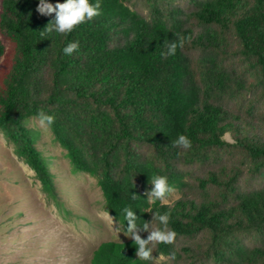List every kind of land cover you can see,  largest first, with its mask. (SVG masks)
<instances>
[{
	"label": "trees",
	"instance_id": "1",
	"mask_svg": "<svg viewBox=\"0 0 264 264\" xmlns=\"http://www.w3.org/2000/svg\"><path fill=\"white\" fill-rule=\"evenodd\" d=\"M128 1L101 0L102 14L71 33L41 35L54 13H38L39 0H2L0 64L5 41L11 62L0 71V132L64 210L31 125L41 110L54 115L47 128L72 173L96 179L122 229L125 207L138 225L170 212L177 238L152 255L175 259L161 264H264V0H189L190 12L147 0L148 15ZM177 33L184 46L162 55ZM75 41L79 50L65 55ZM226 132L234 144L221 139ZM181 134L190 149L173 146ZM153 175L183 196L149 205ZM136 251L133 240L106 241L90 264H152Z\"/></svg>",
	"mask_w": 264,
	"mask_h": 264
},
{
	"label": "rangeland",
	"instance_id": "2",
	"mask_svg": "<svg viewBox=\"0 0 264 264\" xmlns=\"http://www.w3.org/2000/svg\"><path fill=\"white\" fill-rule=\"evenodd\" d=\"M171 2L187 12L192 9L189 0ZM128 5L148 15L147 0H129ZM5 43L7 54L0 71L11 62L10 45ZM31 125L41 131L39 146L52 158L51 168L64 210L45 196L33 171L15 155L13 146L0 132V264H90L101 243L132 240L122 231L118 239L114 229L120 225L110 214L114 223L109 220L96 179L84 173L73 174L65 151L53 141L49 129L41 127L36 119ZM196 173L203 174L200 170ZM244 181L253 182L249 176ZM245 241L251 244L250 238Z\"/></svg>",
	"mask_w": 264,
	"mask_h": 264
},
{
	"label": "clouds",
	"instance_id": "3",
	"mask_svg": "<svg viewBox=\"0 0 264 264\" xmlns=\"http://www.w3.org/2000/svg\"><path fill=\"white\" fill-rule=\"evenodd\" d=\"M101 0H95L92 3L91 0H64V2L52 4L47 3L45 0H39L36 11L41 15L55 14L54 20L49 21L41 35L46 33L55 32L57 34H68L74 31L79 25L92 20L102 14ZM176 39L172 42H165L167 52L162 53L165 56L175 55L178 47H183L185 43V37L181 34H175ZM79 50V42H71L63 48V53L67 56H71L73 53ZM38 123L41 127H50L55 122V116L46 113L41 110L38 113ZM222 140L227 139L231 143L236 141L231 138V133L226 132L221 137ZM173 146L180 147L182 149H190L192 143L186 135H179L176 140L172 142ZM149 182L153 185L151 191L147 192V202L149 205H156L157 202L161 206H170L174 200H179L181 197L177 193V189L171 185L166 176L153 175L150 177ZM131 199L136 200L138 196L135 193L131 194ZM149 212H152L149 210ZM124 219L126 220L127 227L121 230V225L118 229H114L119 239V233L122 231L125 236L131 238L136 245V256L141 261H149L152 264H161L162 261L175 259V254H170L168 258L163 256L154 259L152 253L157 244L170 245L173 244L177 238V233L169 228L171 220L170 212L160 213L159 211L152 212L151 222H144L142 225L137 224L139 219L136 213L129 207L123 209ZM109 220L114 223L113 218L107 212ZM158 225L157 226V223ZM148 232L147 238H142L139 235L140 231Z\"/></svg>",
	"mask_w": 264,
	"mask_h": 264
}]
</instances>
